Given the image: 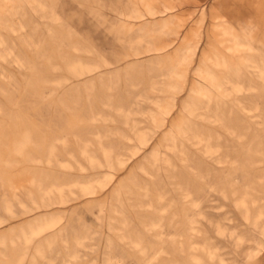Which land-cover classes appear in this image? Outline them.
Segmentation results:
<instances>
[{
    "label": "rangeland",
    "instance_id": "1",
    "mask_svg": "<svg viewBox=\"0 0 264 264\" xmlns=\"http://www.w3.org/2000/svg\"><path fill=\"white\" fill-rule=\"evenodd\" d=\"M0 264H264V0H0Z\"/></svg>",
    "mask_w": 264,
    "mask_h": 264
},
{
    "label": "crops",
    "instance_id": "2",
    "mask_svg": "<svg viewBox=\"0 0 264 264\" xmlns=\"http://www.w3.org/2000/svg\"><path fill=\"white\" fill-rule=\"evenodd\" d=\"M171 205H172V204H171ZM171 234H173V233H171ZM171 234H170V235H171ZM126 254H127V250H126ZM114 257H117V256H114Z\"/></svg>",
    "mask_w": 264,
    "mask_h": 264
},
{
    "label": "bare ground",
    "instance_id": "3",
    "mask_svg": "<svg viewBox=\"0 0 264 264\" xmlns=\"http://www.w3.org/2000/svg\"><path fill=\"white\" fill-rule=\"evenodd\" d=\"M218 229V228H217ZM236 242V241H235ZM115 261V260H114Z\"/></svg>",
    "mask_w": 264,
    "mask_h": 264
}]
</instances>
